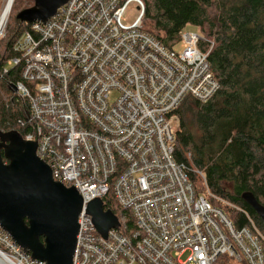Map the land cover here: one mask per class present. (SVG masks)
<instances>
[{"label":"built area","instance_id":"obj_1","mask_svg":"<svg viewBox=\"0 0 264 264\" xmlns=\"http://www.w3.org/2000/svg\"><path fill=\"white\" fill-rule=\"evenodd\" d=\"M14 4L0 0V42ZM130 4L137 15L125 24ZM143 15L142 0H67L45 22L23 23L1 69H19L22 137L37 143L53 179L81 196L71 264H264L252 218L243 211L247 223L236 228L174 157L175 111L185 97L204 104L219 88L199 49L204 38L182 31L177 52L143 29ZM107 196L118 225L103 238L86 207ZM0 264L46 263L0 226Z\"/></svg>","mask_w":264,"mask_h":264},{"label":"trees","instance_id":"obj_2","mask_svg":"<svg viewBox=\"0 0 264 264\" xmlns=\"http://www.w3.org/2000/svg\"><path fill=\"white\" fill-rule=\"evenodd\" d=\"M142 2L144 27L168 48L173 49L186 26L196 28L204 38L199 49L207 53L219 84L208 102L201 104L187 96L175 111L179 119L175 160L190 167L194 183L198 170L213 195L241 209L228 212L236 228L247 223L244 211L264 234L261 219L241 198L249 192L264 206V0ZM32 4L29 0L14 14L13 6L8 23L12 20L14 28L0 42V129L16 130L22 136L28 130L21 126L28 117L27 105L10 87L19 78V69L13 67L5 76L1 69L26 27L15 15ZM212 7L217 12L210 18ZM103 209L119 214L111 196L103 199Z\"/></svg>","mask_w":264,"mask_h":264},{"label":"water","instance_id":"obj_3","mask_svg":"<svg viewBox=\"0 0 264 264\" xmlns=\"http://www.w3.org/2000/svg\"><path fill=\"white\" fill-rule=\"evenodd\" d=\"M66 1L32 0L15 18L20 23L45 22ZM10 87L15 91L14 85ZM36 147L35 141L25 140L18 131L0 129V226L32 258L46 264H71L82 199L73 186L53 179ZM241 198L264 224V206L249 192ZM86 212L103 238L118 225L117 217L103 209L100 199L90 201Z\"/></svg>","mask_w":264,"mask_h":264},{"label":"rangeland","instance_id":"obj_4","mask_svg":"<svg viewBox=\"0 0 264 264\" xmlns=\"http://www.w3.org/2000/svg\"><path fill=\"white\" fill-rule=\"evenodd\" d=\"M27 3H29V0H15V4H14V10H13V14L14 12H16V9H19L21 6H24L26 5ZM214 12H217V9L215 10L214 7H212V9L209 10V17L212 18L211 16L214 14ZM137 13H136V9H135V6L133 4H130L125 12V21L124 23L125 24H130L131 22L134 21L135 17H136ZM13 18V17H12ZM11 18V19H12ZM142 27L144 30L148 31V28L147 27H144V22H142ZM14 26H13V23H12V20L8 23L7 25V28H6V31H5V36L4 38L7 36L8 34V29H13ZM208 27V26H207ZM183 32H193V33H197L198 31L196 30V28L192 27V26H186L184 29H183ZM206 35V33H204ZM2 43V41H1ZM173 49L177 52L181 51L182 50V44L180 41H178L174 46H173ZM117 96V92L116 91H113L111 94H110V100H114V98ZM176 118L178 119L177 115H176ZM178 123H179V119H178ZM195 176H196V181H195V186H196V189L197 191L203 193L209 200H211L215 205H218L221 207L222 210L225 211V214L227 215V217L233 219V217H231L228 212L231 210H235L237 211V208L229 203L228 201H226L225 199H222V198H219L218 196L216 195H213L209 189L207 188L206 184L204 183V180L203 178L198 175L197 172H195ZM186 255H183L181 257V259H184Z\"/></svg>","mask_w":264,"mask_h":264}]
</instances>
